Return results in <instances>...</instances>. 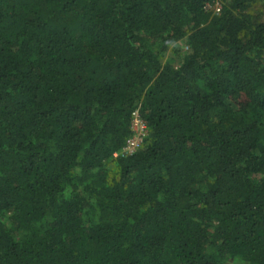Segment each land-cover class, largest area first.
<instances>
[{
  "label": "trees",
  "instance_id": "1",
  "mask_svg": "<svg viewBox=\"0 0 264 264\" xmlns=\"http://www.w3.org/2000/svg\"><path fill=\"white\" fill-rule=\"evenodd\" d=\"M216 1L0 0V264H264V13Z\"/></svg>",
  "mask_w": 264,
  "mask_h": 264
},
{
  "label": "built area",
  "instance_id": "2",
  "mask_svg": "<svg viewBox=\"0 0 264 264\" xmlns=\"http://www.w3.org/2000/svg\"><path fill=\"white\" fill-rule=\"evenodd\" d=\"M211 5H208L210 7ZM215 9L217 11L221 10L220 4L217 2L215 4ZM132 134L127 140V144L122 150V153H127V152H133L135 151L141 143L144 141L145 136L147 134V124L144 121V119L140 116L138 111L134 113L133 121H132ZM119 152L115 153V156H118Z\"/></svg>",
  "mask_w": 264,
  "mask_h": 264
},
{
  "label": "rangeland",
  "instance_id": "3",
  "mask_svg": "<svg viewBox=\"0 0 264 264\" xmlns=\"http://www.w3.org/2000/svg\"><path fill=\"white\" fill-rule=\"evenodd\" d=\"M216 2H219V0H217ZM220 2H221V0H220ZM251 10H252V12H255L258 15H260V13H264V0H258L257 3L251 8ZM175 47L176 46H173V45L169 47V49L166 53L165 60L166 59L170 60L172 58L174 59L175 53H173V51H174ZM179 48L181 49L180 51H182L186 48V46L183 43H181ZM240 262L241 261H239V260L238 261H231L232 264H242Z\"/></svg>",
  "mask_w": 264,
  "mask_h": 264
}]
</instances>
